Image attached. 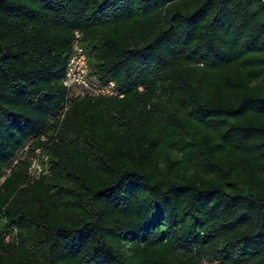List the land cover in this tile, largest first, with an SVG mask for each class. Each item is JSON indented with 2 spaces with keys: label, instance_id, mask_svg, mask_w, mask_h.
<instances>
[{
  "label": "trees",
  "instance_id": "obj_1",
  "mask_svg": "<svg viewBox=\"0 0 264 264\" xmlns=\"http://www.w3.org/2000/svg\"><path fill=\"white\" fill-rule=\"evenodd\" d=\"M0 264H264V3L0 0Z\"/></svg>",
  "mask_w": 264,
  "mask_h": 264
},
{
  "label": "built area",
  "instance_id": "obj_2",
  "mask_svg": "<svg viewBox=\"0 0 264 264\" xmlns=\"http://www.w3.org/2000/svg\"><path fill=\"white\" fill-rule=\"evenodd\" d=\"M258 1L264 3V0ZM78 38L79 35L75 32L62 81L64 87L67 89H75L77 95L88 94L94 97H120L121 95L118 94L113 81L101 83L90 74L87 56L83 51V47L80 45ZM33 152V156H41L44 161L43 163L47 162V156L41 153L39 149H35ZM32 160L29 159L30 166L28 172L30 175L37 176L41 173L47 172L44 167L41 168L38 164L34 165V159Z\"/></svg>",
  "mask_w": 264,
  "mask_h": 264
},
{
  "label": "rangeland",
  "instance_id": "obj_3",
  "mask_svg": "<svg viewBox=\"0 0 264 264\" xmlns=\"http://www.w3.org/2000/svg\"><path fill=\"white\" fill-rule=\"evenodd\" d=\"M22 153H24V152L22 151ZM33 154H34V152H33ZM33 154L30 155V157L28 159H30V160L34 159V165H37L38 164L41 168L44 167L47 170L48 169V163L47 162L46 163H43L44 161H43V158L41 156H33ZM21 156L22 155L20 153V157Z\"/></svg>",
  "mask_w": 264,
  "mask_h": 264
}]
</instances>
